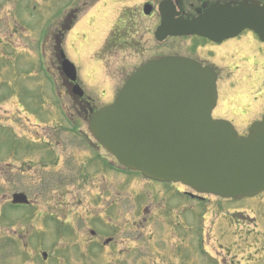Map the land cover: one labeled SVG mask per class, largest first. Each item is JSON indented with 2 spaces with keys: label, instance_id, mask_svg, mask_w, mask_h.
Here are the masks:
<instances>
[{
  "label": "rangeland",
  "instance_id": "1",
  "mask_svg": "<svg viewBox=\"0 0 264 264\" xmlns=\"http://www.w3.org/2000/svg\"><path fill=\"white\" fill-rule=\"evenodd\" d=\"M144 1L146 0H0V153H3V156L5 154L6 159L3 160L24 165L30 177L45 176L44 182H41L42 188H44L43 197L39 198L38 195V198L35 199H38L35 213L41 212L42 216L34 215L31 218L34 227L30 230L34 231H29V233L26 231L29 225H32L31 222L26 224L21 221H17L7 230V235H9V231L14 237V244L10 242L9 249L0 257V264L182 263L185 254L184 248L182 245L170 244L168 246L165 244L169 239L166 227L157 233V240L152 243L136 241V244L127 246L116 244L105 252L100 244H90L87 247L89 244H75L76 242L70 237V231L72 232L70 224L77 225L78 229H85L87 226L93 227L94 225L90 223L94 224V218L97 216V212L93 206L89 205L88 200L90 194L97 191L99 184L97 181L100 177H96L92 184H88L87 182L81 183L79 176L83 170L84 178L87 180L90 177L88 162L97 167H101L103 164L106 173H108V179L110 181L114 179L113 183L109 185L108 199L111 202V200H116L113 196L118 195L121 200L119 204L122 206L120 209L124 213L127 212L126 224L132 222V217L137 218L143 209L151 212L155 207L154 210L158 212L160 206L156 207L159 203H155L159 202L163 196L169 197L170 192L174 196L175 192L168 190L173 189L175 191L177 188L174 185H163L161 190L159 189L161 185L141 183L146 181L139 174H111V171L116 169L115 159L106 152L92 148L88 139L82 137L80 139L68 123V121L71 124L76 123L77 132L84 130L89 133V118L85 112L88 106L83 105L81 107L79 105L78 107L69 97L63 81L60 80L63 74L60 73L57 65L59 51L55 47L61 46L62 48L63 45L62 49H64L67 58L78 69L80 84L89 97L90 105L93 107L102 106V103L114 90L107 83L110 78L106 71L110 63L106 65L107 68L103 67L102 63L96 61L98 59L97 53L111 32L113 23L122 10L121 8L129 6L133 9H139ZM187 10L194 12L190 8ZM70 16L71 21H66L67 17ZM142 21L144 22L140 23V34L143 36L140 45L142 56L139 58L132 51L119 56V59L128 58L124 59L128 70L126 75L135 66L159 55L167 53L197 55L194 50L196 45L193 43L204 45L206 42L200 38L192 40L193 43L189 39L173 38L164 44H157L152 31L154 22L157 20L143 17ZM67 27H71L72 31L64 43L63 40L67 32L63 34V37L62 33ZM249 34L252 33L245 31L236 40L247 41L245 36L249 37ZM61 37L62 39L59 41ZM236 40L223 42L221 48L216 50L217 56H214L212 61L221 67H225L226 60L221 54L224 49L228 50L230 43ZM190 43L192 45L191 50ZM246 44L243 43V48ZM200 50L203 49L200 48ZM122 61L119 60L118 64ZM116 64L117 62H114L111 69L114 70ZM259 68L260 71L257 70L258 74L256 75L250 74L249 69L244 68L236 82L240 84L242 81L249 89L255 87L252 98L254 102L257 101V107L260 106L259 102L264 103V67ZM46 70L51 72L58 90L62 91L60 100L52 97L49 89L52 88L51 82H47L45 77ZM228 71L226 68L221 69L219 67V74L222 78L221 90H219V101L213 112V118L228 119L239 133H244L243 131H247L252 124L250 125L245 119L238 116L225 115L229 111V90L226 89L229 84L227 83ZM246 77L248 78L246 79ZM58 82H60L61 87ZM86 147L93 151L89 159V154L84 151ZM2 172L3 169L0 168V173ZM32 185L34 189L41 188L39 183H32ZM58 185L60 187L56 189ZM131 186L133 187L129 190ZM20 187L19 184L0 181V217H3L2 220L0 219V222H3L0 230L6 229L5 222L8 217H11V212H6L10 208L8 207L5 211L2 204L8 206L9 203L5 199L10 196V191ZM148 187L150 190H147ZM124 190L136 194L143 208L139 205L133 206L128 198L131 195H126ZM141 194L144 197H141ZM79 200L80 203L85 202L88 210L91 211L92 218L87 222L86 216L89 212L86 211L79 214L77 218L75 217L74 223H70L77 205L80 204ZM151 200L156 202H151ZM169 201L170 204L183 203L182 199H169ZM59 203L61 206L58 205ZM184 203L187 208L185 211L182 209L181 216L184 223L179 232L190 242V247L185 256L188 260L197 257L200 262H211V255L217 256L221 252H226L222 245H213L217 237L214 226L220 225V223L215 225L217 214L224 215L231 211L235 212L238 205L214 203V209L211 210L209 206L196 200L190 199ZM161 204L163 205L164 202L162 201ZM102 208L100 207V209ZM111 212L114 213L115 211L110 208L109 213ZM209 212L211 213L210 218L207 217ZM51 213L53 216L50 215V217L49 214ZM29 214L30 210L26 209L25 215L29 217ZM102 214H104V210ZM117 214L116 212L115 223L119 219ZM13 216L19 218L18 215L14 214ZM36 218L41 219L38 221ZM76 219L80 222L76 223ZM42 225L48 228L39 229ZM120 225L125 227L124 223ZM82 226L84 227L81 228ZM223 226L225 225L221 221V227ZM202 228L207 230L204 235H202ZM14 229L23 235L24 244H16L17 234L13 233ZM88 234V231H81L79 236L82 238L77 243L83 237H89ZM204 239L210 240V244H204L205 247H210L209 254L202 249V244H199V241L201 240L203 243ZM142 244L147 246V249L143 254H140ZM194 244H197V247ZM237 246L238 251H240L237 260H241L243 253L241 248L245 249L247 245L240 246L238 244ZM132 247H136L132 253H128L124 257L121 255L122 251ZM86 249H88L90 256L83 254ZM160 249H168V251L163 255L162 252L158 251ZM43 252L49 254L47 259L42 256ZM111 252H113V258L108 260L107 253ZM71 253H74V258ZM135 253L140 254L138 259H135ZM92 257L99 259L96 260L97 263ZM248 262L250 263V261L245 260L240 264H249Z\"/></svg>",
  "mask_w": 264,
  "mask_h": 264
},
{
  "label": "water",
  "instance_id": "2",
  "mask_svg": "<svg viewBox=\"0 0 264 264\" xmlns=\"http://www.w3.org/2000/svg\"><path fill=\"white\" fill-rule=\"evenodd\" d=\"M160 11L159 40L199 35L219 43L250 29L264 41V5L258 1L215 4L194 19L179 16L172 2ZM63 70L77 80L70 61ZM216 80L212 68L191 59L151 61L130 78L114 105L92 116L90 130L121 164L147 177L222 197L254 196L264 191V117L247 138H239L229 122L214 120ZM75 91L83 95L78 85ZM15 199L27 203L24 195Z\"/></svg>",
  "mask_w": 264,
  "mask_h": 264
},
{
  "label": "flooded vegetation",
  "instance_id": "3",
  "mask_svg": "<svg viewBox=\"0 0 264 264\" xmlns=\"http://www.w3.org/2000/svg\"><path fill=\"white\" fill-rule=\"evenodd\" d=\"M163 0H148L150 4H152L154 7H158V4ZM185 0H176L177 4L180 6V9L182 10V7L184 6ZM186 2H189L186 0ZM146 3V2H144ZM192 4V3H190ZM183 11V10H182ZM160 17L159 14L155 11L154 12V19ZM139 18L137 17V10L132 12V16H126L118 20L115 24V30L112 32L111 36L108 37L105 40L104 50L102 54V57H104V65L110 63L108 65L106 74L110 78V80L107 82L110 84V86L113 87V89H119L123 86L124 82L126 81L127 77L126 75L128 72L126 68V64L124 62V59L128 58H122L119 59L118 53H114V50H124L128 51L133 49V53L136 54L139 58L142 56L140 52V43H137V48L135 47V38L133 35H129L130 31L134 30L136 31ZM150 29V28H148ZM117 30V31H116ZM129 35V36H128ZM166 42V41H165ZM232 49V46L228 48V54L229 56L232 55L230 50ZM235 51V48L234 50ZM197 52V55L195 56L197 59H200V56H204L207 59H210L212 57V54L214 53V50L206 49V50H195ZM128 53V52H127ZM131 54V53H130ZM132 55V54H131ZM133 56V55H132ZM144 56V55H143ZM245 60L246 57L244 55L241 56V60ZM119 60H123L122 63L118 64ZM114 62H117L115 65V69H111L112 64ZM141 64V63H140ZM140 64L138 66H140ZM233 65V64H232ZM138 66H135L132 71H134ZM60 71V70H59ZM130 71V72H132ZM65 85L69 87V91H71V83L65 82ZM76 106L79 105L83 107V105H87V99H72ZM234 101H237V104H234L232 106L233 113L239 116H245L248 114V112H245L242 108L243 105L242 102L244 101L243 96L239 95L236 99H233ZM88 106V105H87ZM90 108H86L85 112L87 115L90 112ZM97 150H100V147H97ZM84 151L89 154L91 151L86 150L84 148ZM90 157V154H89ZM88 157V158H89ZM5 158V154L3 156V153H0V168L3 169V172L0 173V181L1 182H7L9 184H19L21 185L20 188L16 190H11L10 194H14L15 192H24L27 195H29V187H28V181L29 177L27 172L23 170L22 164L18 166L16 163H13L11 161H5L3 160ZM6 159V158H5ZM93 173L97 176H99V181L97 191L95 193L90 194L89 197V205L93 206L95 211L97 212L96 218H94V224L90 223L91 225H94L93 227H86L85 229H78V226L75 224L71 225V228L73 229L75 233V244H100L103 250H109L110 246H113L114 244H136V241H140L141 238V231L142 228H145L148 224H150L151 232L156 234L160 230H163L164 227L167 229V234L169 233V238H173L174 235L176 238H179V240L175 241L174 243L171 241H166L165 244H185L186 246L190 245L188 239L179 232V229L182 227L184 223V219L181 216L182 209L184 211L186 210V202L187 200H196L201 203H204L205 205L209 206L211 210L214 209V203H221V204H236L238 205V208L235 212L231 211L228 214L220 215L217 214L216 222L220 223L216 228L217 237L216 240L213 242V244H220L222 245V248L225 249L226 252H221L217 256L211 255V262L209 261H199L197 260V257H195V261H193L190 264H240L242 261H250L249 264H264V193L260 194L253 198H239V199H221L214 197L212 195H199L196 193H190L188 191V188H182L181 189V197L178 199H182L183 203H176V204H170L169 198L165 197L162 201L164 204L161 206L164 208V210H161V213H157V215H149L148 217L145 216L141 218V214L137 215V218L132 217V222L126 224V214L127 212H123L122 209H120L122 206L120 204L114 203V205L119 207L118 214L119 219L121 222H123L125 227L117 226V229L115 230V233L109 234V230H111L112 227H109V219H108V211L109 206L107 203L106 193L108 190V177L106 173V168L101 165V167H95ZM93 182H91L92 184ZM128 186H130L128 184ZM9 194V195H10ZM11 194V195H12ZM197 196V198H196ZM175 196L171 195L170 199H174ZM8 202H10V198L8 199ZM36 200H32L31 204L29 206H16L11 204V208H31L35 207ZM10 204V203H9ZM100 207H103L100 209ZM104 210V214L101 215V213ZM88 211L89 214L86 216L87 222H89L92 218L91 211L88 210L86 207L84 209V212ZM81 213L75 212L73 223L75 217ZM208 218L211 217V213L209 212L207 215ZM17 221H21L22 223H28V218L26 215L22 214L19 216V218L16 219ZM76 223L80 222L77 219L75 220ZM103 221V222H102ZM221 221L225 225L221 227ZM14 221L11 218H8L6 221V224L9 226ZM0 226L1 223H0ZM82 226L81 228H83ZM127 228V229H125ZM88 231L90 236L86 237L77 243L78 240H80L82 237L79 236V233L81 231ZM201 231V229H200ZM18 234V231H15ZM207 230L202 228V235L206 234ZM221 235V236H219ZM23 235H17L18 238H22ZM11 234L7 235V228L4 230H0V256H2L3 253H6L7 250L10 247V242L14 244V242L11 240L9 241V238H11ZM187 243H185V242ZM22 242V241H21ZM199 244H210V240H203V243L201 240L199 241ZM247 245L245 249L241 248L242 253V259L237 260L239 256L238 246ZM195 245V244H194ZM136 247L127 248L126 250L122 251L121 255L126 256L128 253H132ZM220 252V251H219ZM113 252L110 253L112 255ZM137 254V253H135ZM134 254V255H135ZM138 255V254H137ZM237 260V261H236ZM186 264V263H185Z\"/></svg>",
  "mask_w": 264,
  "mask_h": 264
}]
</instances>
